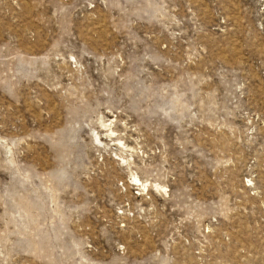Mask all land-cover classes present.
<instances>
[{
  "label": "rangeland",
  "instance_id": "374dc122",
  "mask_svg": "<svg viewBox=\"0 0 264 264\" xmlns=\"http://www.w3.org/2000/svg\"><path fill=\"white\" fill-rule=\"evenodd\" d=\"M0 264H264V0H0Z\"/></svg>",
  "mask_w": 264,
  "mask_h": 264
}]
</instances>
